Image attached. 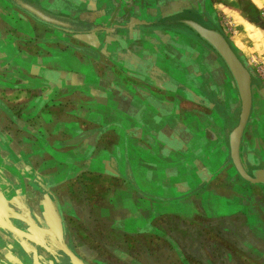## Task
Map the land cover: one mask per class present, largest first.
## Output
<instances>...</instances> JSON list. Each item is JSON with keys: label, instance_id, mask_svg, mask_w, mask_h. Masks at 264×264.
I'll return each instance as SVG.
<instances>
[{"label": "crops", "instance_id": "crops-1", "mask_svg": "<svg viewBox=\"0 0 264 264\" xmlns=\"http://www.w3.org/2000/svg\"><path fill=\"white\" fill-rule=\"evenodd\" d=\"M24 1L68 27L0 0V157L49 183L82 254L264 264V184L231 154L238 88L182 22H199L206 0ZM261 125L253 93L240 148L250 174L264 170ZM216 244L220 262L209 258Z\"/></svg>", "mask_w": 264, "mask_h": 264}, {"label": "flooded vegetation", "instance_id": "flooded-vegetation-1", "mask_svg": "<svg viewBox=\"0 0 264 264\" xmlns=\"http://www.w3.org/2000/svg\"><path fill=\"white\" fill-rule=\"evenodd\" d=\"M194 11L199 23L220 30L207 20L204 13ZM201 41L214 52L209 44ZM257 85L255 77L252 91ZM1 158L0 264H80L73 255L84 264H99L97 259L85 257L76 245L63 204L57 196L49 193V183L36 180L31 172L20 168L18 162Z\"/></svg>", "mask_w": 264, "mask_h": 264}, {"label": "rangeland", "instance_id": "rangeland-1", "mask_svg": "<svg viewBox=\"0 0 264 264\" xmlns=\"http://www.w3.org/2000/svg\"><path fill=\"white\" fill-rule=\"evenodd\" d=\"M203 5L200 11H203L207 20L217 26L234 46L240 50L244 63L255 73L258 85L254 86V97L256 100H263L264 9L256 7L247 0H206ZM260 129L263 131L264 126L261 125ZM248 136L252 138L251 128H249ZM254 147V151H259V154L261 152L259 161L264 160V141L261 140L255 143ZM257 148L260 150H257ZM209 253L212 255L209 258L220 262L219 260L221 259L219 258H223V247L216 244V248L209 250ZM163 255L166 259L169 258L170 261L176 260L175 255L165 249Z\"/></svg>", "mask_w": 264, "mask_h": 264}, {"label": "water", "instance_id": "water-1", "mask_svg": "<svg viewBox=\"0 0 264 264\" xmlns=\"http://www.w3.org/2000/svg\"><path fill=\"white\" fill-rule=\"evenodd\" d=\"M13 2L21 9L32 14L35 18L46 24L59 28L68 27L67 23L63 20L41 10L29 2L24 0H13ZM184 23L193 30L198 38L209 44L215 53L223 59L224 64L236 83L241 99V111L239 123L233 129L230 136L233 162L239 174L244 179L252 183L264 184V170L260 169L250 174L244 167L240 157L243 133L251 115L253 98L252 83L255 80V73L244 63L229 39L220 30L204 26L198 21L192 19L185 20ZM73 258L80 264H84L77 256L73 255Z\"/></svg>", "mask_w": 264, "mask_h": 264}, {"label": "trees", "instance_id": "trees-1", "mask_svg": "<svg viewBox=\"0 0 264 264\" xmlns=\"http://www.w3.org/2000/svg\"><path fill=\"white\" fill-rule=\"evenodd\" d=\"M232 46L235 48V50H237L241 54V52H240V50H238V48H236L233 44H232Z\"/></svg>", "mask_w": 264, "mask_h": 264}, {"label": "bare ground", "instance_id": "bare-ground-1", "mask_svg": "<svg viewBox=\"0 0 264 264\" xmlns=\"http://www.w3.org/2000/svg\"><path fill=\"white\" fill-rule=\"evenodd\" d=\"M251 27V26H250ZM255 31V30H254ZM253 36V35H252ZM255 36V35H254Z\"/></svg>", "mask_w": 264, "mask_h": 264}]
</instances>
